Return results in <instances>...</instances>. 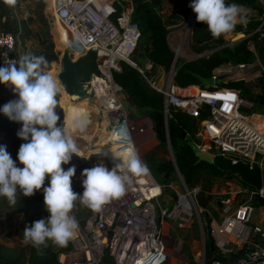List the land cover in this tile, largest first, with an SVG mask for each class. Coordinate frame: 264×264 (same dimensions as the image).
<instances>
[{
	"label": "built area",
	"instance_id": "built-area-1",
	"mask_svg": "<svg viewBox=\"0 0 264 264\" xmlns=\"http://www.w3.org/2000/svg\"><path fill=\"white\" fill-rule=\"evenodd\" d=\"M44 2L49 5L55 21L66 27L75 38V45L67 47L73 55L74 47L78 49L79 56L88 51L95 54L97 71L83 82L85 97L94 104L99 123L97 134L90 136L92 144L105 141L106 133L112 132V145L137 153L134 134L146 130L143 125L129 120L125 105L128 95L113 79V72L120 70V62L124 61L137 68L149 85L163 95L165 116L170 107H174L198 120L196 140L191 141L194 148L210 152L222 160L228 159L232 163L242 161L251 165L264 157V112L255 110L261 104L241 96L236 88L217 85L224 81L225 77L222 79L220 76L228 70L234 69V74H238L235 77L244 79V71L255 62H258L260 79L264 81V62L258 60L252 43H249L254 56L252 61L227 64L225 68L228 69L218 68L211 76L214 81L212 87L179 86L173 81L175 58L168 71L162 67L154 69L153 62L145 54L143 64L133 59L139 49L141 30L132 19L133 4L130 0H126L125 4L121 0ZM193 15L191 9L189 16L192 22ZM247 21L246 19V23ZM246 23L242 25L245 26ZM263 23L264 20L254 31H258ZM20 33V25L15 29L0 30V66L19 62L22 57L19 50ZM170 33L172 32L169 31L168 35ZM180 43L179 41L176 47L171 46L175 53L179 51ZM204 111L207 115L200 119ZM10 122L18 144L26 143L16 134L22 126L21 123ZM77 138L85 140L83 136ZM139 158L145 165L140 156ZM100 162L109 169L114 166L109 152L106 156L91 153L89 156L81 154L78 157L73 154L69 164L62 167L64 170L72 166L76 168L72 189L77 185L82 187L83 169ZM178 178L181 181L179 186L168 184L176 191L174 208L191 214L196 206L200 185L188 187L180 175ZM163 188L164 185L147 168V171L135 176L126 185L120 197L104 204L98 212L91 210L80 217L82 208L75 201L70 215L78 221V229L75 238L70 240L71 249L58 254L59 264H104L105 256L111 258L112 264H165L167 253L158 214ZM263 194L264 188L258 191L251 189L249 200L239 204L223 223V232L230 233L237 226L244 230L238 264H264V227L250 223L254 211L251 199ZM221 202L225 210L229 211V199L225 198ZM79 219H82V224ZM216 246L221 254L232 252L231 239H221Z\"/></svg>",
	"mask_w": 264,
	"mask_h": 264
},
{
	"label": "trees",
	"instance_id": "trees-1",
	"mask_svg": "<svg viewBox=\"0 0 264 264\" xmlns=\"http://www.w3.org/2000/svg\"><path fill=\"white\" fill-rule=\"evenodd\" d=\"M125 4L126 0H121ZM133 4L132 19L137 23L141 30V38L148 39V45L144 49V54L153 62L154 69L162 67L168 71L174 61L175 52L172 49L168 40V26L174 24L178 20L184 19L190 11L189 4L191 0H176L179 4L185 5L184 8H179L175 12L170 13L166 18L162 15L163 0H130ZM226 4H237L246 10H257L262 12V7L259 6L257 0H225ZM120 10L119 5H117ZM255 25L252 22L246 23L245 26L237 24L233 31L235 34L243 32L245 38L234 42H229L226 35L219 38H213L207 29V26L202 22L196 21V14L193 15V25L190 35V46L196 53L191 59L182 60L177 63L173 75V81L179 86L200 85L199 81L192 75L198 73L204 77H211L218 68H225L227 64L250 63L253 58V52L249 48V43H253L258 57L264 60V38H260V32L254 31ZM257 26V25H256ZM28 34H24L26 36ZM42 49L33 55L36 57H45L47 65L58 59L52 41L40 40ZM138 51V50H137ZM136 51V52H137ZM135 52V53H136ZM77 71L83 82L87 81L92 73H95L96 63L95 54L88 51L84 55L79 56L75 62ZM224 77L221 74L220 78ZM114 81L119 84L128 95V101L132 109L147 117L150 121L152 131L155 134V140L158 144H169L172 157L162 159L150 164L151 171L161 184H167L180 175L186 185H192L194 180L199 175H212L215 178L237 180L249 190L251 186L243 183L235 174L228 171H222L212 164L200 161L196 162L194 155V147L191 144L192 140H196V132L198 130V120L174 107H170L167 116L163 112V95L152 88L147 82L144 75L135 67L127 62H120V70L113 72ZM221 87L236 88L240 91L241 96L252 100L256 104H264V81L260 80L257 85L260 87L259 93H253L251 83L242 77L228 78L217 83ZM203 87V86H202ZM0 107H2L0 105ZM71 110V109H70ZM60 120L58 125L65 126L62 117V112L58 108L55 109ZM70 112V111H69ZM81 115L80 113L73 116V120ZM206 111L203 112L200 119L206 117ZM130 121L132 114L128 113ZM66 128L69 129L68 125ZM185 131V138L182 137L181 131ZM107 136L108 141L112 138ZM5 140H9L15 146H20L14 134L10 120L0 113V144ZM110 149L113 145L110 143ZM115 146V145H114ZM116 152V151H114ZM111 156V154H110ZM112 157V156H111ZM73 191L77 194H82V187L77 185L73 187ZM38 192H35L37 195ZM41 202L38 196L21 199L18 202L16 211L26 214ZM78 206L82 208L79 200L76 201ZM251 204H257L254 197L251 199ZM84 209V208H83ZM90 212L91 209L88 208ZM85 210H82L80 217L84 216ZM204 222L205 253L206 256H211L209 242H214L210 228V218L202 215ZM82 224V219H79ZM71 249L69 241L66 247H56L48 242V247L42 248L40 252L30 244H21L18 246H9L0 242V264H59L58 254ZM239 253H229L227 256L228 262H235ZM104 264H112L110 257H104ZM167 262V259L166 261Z\"/></svg>",
	"mask_w": 264,
	"mask_h": 264
},
{
	"label": "clouds",
	"instance_id": "clouds-1",
	"mask_svg": "<svg viewBox=\"0 0 264 264\" xmlns=\"http://www.w3.org/2000/svg\"><path fill=\"white\" fill-rule=\"evenodd\" d=\"M13 5L15 0H4ZM189 7L196 14V21L207 26L213 38L234 30L237 24L246 23L248 13L242 6L226 4L225 0H191ZM46 63L43 56L25 55L18 63L0 66V84L9 87L16 96L0 107V113L10 121L21 123L16 133L26 141L19 146L17 159L22 167L0 145V197L10 205L17 202V193L30 197L43 189L44 207L50 214L34 221L23 229V240L38 252L48 247H66L74 239L78 221L70 215L74 202H79L94 212L114 198L120 197L135 176L147 171L138 154L113 152L114 166L109 169L103 162L83 169V193L72 189L75 166L64 170L73 154L81 157L80 149L55 109L58 106V88L52 75L41 70ZM87 125L86 114L77 116L72 123L82 131ZM108 155V152L99 153ZM89 158V157H88ZM87 158V159H88ZM47 179L48 185H45Z\"/></svg>",
	"mask_w": 264,
	"mask_h": 264
},
{
	"label": "rangeland",
	"instance_id": "rangeland-1",
	"mask_svg": "<svg viewBox=\"0 0 264 264\" xmlns=\"http://www.w3.org/2000/svg\"><path fill=\"white\" fill-rule=\"evenodd\" d=\"M163 2H165V0H163ZM182 6L185 7V5ZM259 6L262 7L263 10L262 12L257 10L244 9L248 13L247 15L248 22H252L257 26L260 24L262 20H264V2L259 3ZM175 11L176 10L169 9V7L167 6V9H165V11L162 12V15L164 18H166L170 13ZM8 14L12 17V21H13L11 28L15 29L16 26L19 25L21 27V33L19 34V40H20L19 49L21 51L22 57L29 54L31 56L37 55V53L42 49V45L40 43V40L42 39L46 40V42L49 41L53 42L54 49L56 52H58L57 55L58 59L41 67L42 71L48 73L53 63H59V67L60 69H62L61 55L64 52H67L73 58L79 57V55L74 56L72 51H70L65 45L66 31L63 27L59 26L58 22L55 21L49 5L46 4L44 0H15V3L13 5L8 6ZM8 14L7 16H9ZM4 19H7V17H5L4 15L2 17L0 16L1 22H3ZM192 24L193 22L188 14L184 19L178 20L174 24L172 25L170 24L168 26V30L172 32L168 35V40L171 46L176 47L178 42L179 41L181 42L180 43L181 46L178 49L179 51L175 53V60L177 61V63L182 60L191 59L194 56H196V53L192 50L190 46V35L192 30ZM256 25L255 28H257ZM257 32H260L259 37L263 39L264 23L261 25V27ZM24 34H28V35L23 36ZM245 37L246 34H244L243 32H237L235 34L229 33L226 36V39H228L229 42L231 43ZM67 39H68V43L71 44L73 39H71L69 36L67 37ZM147 45H148V39L146 37H142L140 40L139 49L133 56V59L138 61L140 64H143L145 62L144 49ZM253 49L258 57V54L254 46ZM258 60L260 62H264V60H261L259 57ZM257 63L258 62H255L249 65L247 69L244 71L245 75L243 77L249 83H251L252 81L261 80L260 73L258 72ZM228 71L223 72V74H225L224 80H228V78H233L235 77V75L236 76L238 75V74H234L235 73L234 69L229 72ZM57 88H58V95L56 98L58 100V108L62 112V117L65 122V127L66 125H68L69 131L72 134V132L74 131L72 127L73 116L79 113L80 114L84 113L89 116L90 121L87 120V125L91 128L90 131H92V127L95 123L93 124L90 118V114L91 115L93 114V121L94 122L97 121L96 113L95 114L92 113L93 109H95L94 104L90 102V100H88L86 97L80 100H70L69 96H67V93L64 90H61L58 87V85ZM1 95L2 93L0 92V97ZM125 105L128 113L132 114L133 122L135 123L138 122L143 124L146 123V120L144 119L145 117L142 114L135 111L134 109H132V107L129 104V101H127ZM256 110L264 112V108H260L259 106H256ZM69 115L71 117H69ZM89 127H86L85 131H87ZM96 134L97 131H95L94 129L93 132L90 133L91 137H94ZM109 137L114 139L113 136H109ZM134 139H135V147L137 153L139 154V156L141 157L142 161L149 169L151 174L156 178V176L151 171L150 164L152 163V161L157 162L162 159L171 158L172 153L170 146L168 144H158L157 141L155 140V134L152 133L149 129H146L145 132H135ZM82 144L83 145L80 144L79 146L81 148H84L85 143L83 142ZM103 146H104L103 142L98 141V148L100 149L107 148ZM14 149L15 152L18 153L19 146H14ZM111 150L113 152L116 150H120L121 154H125V150L121 149L119 146L116 145L115 146L113 145ZM87 152L88 153L93 152L91 147L87 148ZM63 166L64 165H62V167ZM208 178L209 179H207V177L206 178L202 177L197 179L192 185L190 186L187 185L188 187H192L196 184L200 185V190L197 192L196 195V199H197L196 206L192 210L191 214L181 212L180 210L174 208L177 195L175 189L170 187L168 184L172 183L174 185L179 186L181 181L178 178V175L177 178H175L173 181L167 184H163L164 188L161 198L159 199L158 214H159V223L161 226L162 235L166 247L169 245L171 248L173 247L176 248L177 247L176 244L181 243V246H183L185 243H187L185 245L186 248L188 249V250L186 249V252H189V247L191 246V244L193 242H196L198 245V247H196L197 249H199L200 247H203V249L205 248L206 236L202 224L203 222H201L200 225L199 221H201L200 218L201 214L202 215L206 214L208 217L209 214L203 208V206L207 204L205 206H208V209H214L215 207L214 200L222 197L226 192L224 186L219 185L221 189H223V192L216 193L218 192L219 187L215 188V186H213L214 182H212V180L210 179L211 177ZM35 196L37 195L34 194L30 197L25 196L21 199H28ZM21 199H19L18 202ZM209 201L211 202L210 205H208L209 203H207ZM82 210H85V213L89 211L88 208L84 205L82 206ZM27 214L28 217H25ZM30 216H32V219H34L33 221L48 217V215L45 214V212L42 209L41 202L39 203V205L35 206L32 210H30L28 213L24 215L16 214L15 211L12 212V214L9 217V220L7 221L5 227L6 228L5 233H2L0 231V241H5L9 246H18L24 244L23 229L26 226H28L26 222L30 221L29 220ZM6 231L10 234L9 236L6 233ZM173 251H175V249H173ZM171 260L173 262V259ZM174 260L176 261L177 259Z\"/></svg>",
	"mask_w": 264,
	"mask_h": 264
},
{
	"label": "crops",
	"instance_id": "crops-1",
	"mask_svg": "<svg viewBox=\"0 0 264 264\" xmlns=\"http://www.w3.org/2000/svg\"><path fill=\"white\" fill-rule=\"evenodd\" d=\"M8 6L9 5L5 4L4 0H0V16L2 17L4 15L5 17H7V19H4L3 22L0 21V30L12 29L11 25H12L13 21H12V17L8 14ZM167 6L171 10H177V9L182 7V4H179L176 0H165V2H163L162 12H164L165 9H167ZM7 14L9 16H7ZM20 53H21V51H20ZM257 82H258V80L251 82V86H252L251 90L255 94L260 92V87L257 85ZM0 92L2 93V95L0 97V105L1 106H3L8 101L16 98V96L11 91V89L9 87L5 86L4 84H0ZM259 107L264 108V104L259 106ZM255 110H256V108H255ZM256 111H258V110H256ZM259 112H262V111H259ZM86 116H87V120L90 121L89 116L87 114H86ZM69 117H71V116L69 115ZM144 117H145L144 119L146 120V123H144L145 125L143 123H138V122L137 123L143 125L144 127H146V129H149L152 133H154L152 131L150 121L147 119L146 116H144ZM86 127H89V126L86 125ZM90 129L91 128L89 127L87 129V131H84V132L85 133L91 132ZM85 133H84V135H85ZM76 141L80 145V142L77 139H76ZM0 145H6V150L11 154L12 159L14 161H16L17 166L22 167V165L19 164V161L17 159V153L15 152V149H14L15 144L10 142L9 140H5ZM81 149L83 150L84 148H81ZM258 163L261 166V169L264 173V157L259 158ZM202 177H205V178L207 177V179H209L208 177H211L210 179L212 180V182H214L213 186H215V188L219 187L218 192H216V193H222L223 192V189H221V187L219 185H223L224 188L226 189V190L224 189L226 192L222 197L214 200V204H215L214 209H208V206H205L207 204H205L203 206V208L209 214L211 233H212L213 238H214L213 244L215 245L216 251L215 252L211 251V253H212L211 256L207 257L206 253H205V248L203 249V247H200L199 249H197L196 247H198V245L196 242H193L191 244V246L189 247V252H186L187 248L185 245L187 243H185L183 246H181V243L176 244V246H177L176 248L175 247L171 248L168 245L166 247L167 262L165 264H179V263L180 264H238L237 261L241 257V247H242L243 235H244L243 228L241 226H237L234 228V230L232 232L227 233V232H223L222 226H223L225 219L233 213L234 209L237 208V206L239 204H241L244 201L249 200L250 190L248 189V187H245L244 185H242L237 180L215 178L212 175H199L195 178L194 182L197 179L202 178ZM47 185H48V181L46 179L44 186H47ZM37 192H38L37 196L41 200L42 209L45 212V214H47L49 216L50 214L47 212V210L44 207L43 189L38 190ZM23 197H25V196H23L22 193L20 194L18 192L17 193V202L19 199H21ZM225 198L229 199V206H230L229 211L225 210V206L221 202V200H223ZM17 202L15 205H10L6 197H0V231L2 233H5L6 224H7V221L9 220V217L12 214V212L15 211L16 214L24 215L23 213H18L16 211ZM207 203H209L208 205H210L211 202L209 201ZM253 206H254V211H253V214L251 216L250 223L253 225H259V226L264 227V206L260 205L258 202H257V204H255ZM25 217H28V214ZM200 218H201V221H199L200 222L199 224L201 225V222H203L202 221V214H201ZM29 220L30 221L26 222L28 224V226H30L34 222L33 221L34 219H32V216H30ZM202 224H204V222ZM6 233L8 234V236L10 235L7 231H6ZM225 238L232 240V246H231L232 252L231 253H239L240 254L238 259L235 262H228L227 259H226V261H222V260H219L215 257L216 253L221 254V252L218 250V248L216 246L217 242L219 240L225 239ZM0 242L7 244L5 241H0ZM165 246H166V244H165ZM173 249H175V251H173ZM171 255H173V256H171ZM225 256L227 257L228 254ZM171 259H173V262ZM174 259H177L178 261L177 260L175 261Z\"/></svg>",
	"mask_w": 264,
	"mask_h": 264
},
{
	"label": "water",
	"instance_id": "water-1",
	"mask_svg": "<svg viewBox=\"0 0 264 264\" xmlns=\"http://www.w3.org/2000/svg\"><path fill=\"white\" fill-rule=\"evenodd\" d=\"M56 54L58 55V52H56ZM61 62L62 69H60L57 74V79L60 85L65 89L71 98H84L86 96L85 85L77 71L75 65L76 58H73L67 52H64L61 55ZM192 75L199 81V86L212 87L214 85L212 77H204L194 72ZM181 135L183 138H185V131L182 130ZM193 152L196 157V162L203 161L214 165L216 168L222 171H228L231 174H235L243 183L251 186L257 191L261 188H264V173L258 163H252L251 165L242 161L232 163L228 159L222 160L210 152L198 150L197 148H194ZM254 199L260 205L264 206V194L262 196H255ZM209 247L212 252L216 251L213 242H209ZM215 257L222 261H226L227 259L225 255L220 253H216Z\"/></svg>",
	"mask_w": 264,
	"mask_h": 264
},
{
	"label": "bare ground",
	"instance_id": "bare-ground-1",
	"mask_svg": "<svg viewBox=\"0 0 264 264\" xmlns=\"http://www.w3.org/2000/svg\"><path fill=\"white\" fill-rule=\"evenodd\" d=\"M59 26H61V27H63L64 29H65V31H66V39H65V45L67 46V47H69V46H74L75 45V38L73 37V35L71 34V32L66 28V27H64V26H62L61 24H59ZM70 37L71 39H73L72 40V43L71 44H69L68 43V39H67V37ZM74 56H76L78 53H79V51H78V49L76 48V47H74ZM59 69H60V67H59V63H53V65H52V67L50 68V70L48 71V74H50V75H52L53 76V78L55 79V81H56V84L58 85V87L61 89V90H64L65 91V89L60 85V83H59V81H58V79H57V74H58V72H59ZM192 88H195L194 86H192ZM66 92V91H65ZM67 93V92H66ZM67 96H69L68 94H67ZM69 98H70V100H80L78 97H74V98H71L70 96H69ZM95 107V106H94ZM92 113H96L97 114V111H96V109H93V112ZM90 118H91V120H92V122H93V127H92V131L91 132H93V129L95 130V131H98V127H99V123H98V121H96V122H94L93 121V114L91 115L90 114ZM92 124V123H91ZM85 131V128L82 130V131H80V130H75L74 129V131L72 132V134H73V137H75L79 142H80V144L81 145H83L82 143L84 142L85 143V146H84V149L82 150L81 148H80V146H79V144H78V142L76 141V139H75V141H76V143H77V145H78V147H79V149H80V154H83V155H87V156H89L91 153H103V152H109V154H111V151H110V142L108 141V139L106 138V140L105 141H103V147H107L106 149L105 148H102V149H100V148H98V141L97 142H95L94 144H92L93 142H91V138H89L91 135H90V133L91 132H84ZM84 133H85V135H84ZM79 136V138H80V136H83L84 138H85V140H79L77 137ZM106 137L107 136H113V133L112 132H108V133H106V135H105ZM91 147V149L93 150V152H90V153H88L87 152V148H90ZM121 149H123V148H121ZM106 150V151H105ZM96 151H99V152H96ZM131 150H125V154H127L128 152H130ZM116 152H118V153H121V151L120 150H116ZM110 158H111V160H112V157L110 156ZM113 161V160H112Z\"/></svg>",
	"mask_w": 264,
	"mask_h": 264
}]
</instances>
